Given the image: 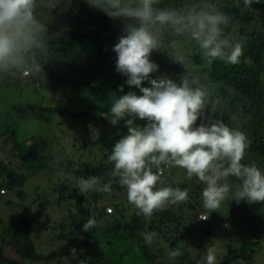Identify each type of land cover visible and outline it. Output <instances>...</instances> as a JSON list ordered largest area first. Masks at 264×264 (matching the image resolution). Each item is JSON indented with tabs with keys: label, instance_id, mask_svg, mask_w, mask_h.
I'll return each instance as SVG.
<instances>
[{
	"label": "clouds",
	"instance_id": "9594fccd",
	"mask_svg": "<svg viewBox=\"0 0 264 264\" xmlns=\"http://www.w3.org/2000/svg\"><path fill=\"white\" fill-rule=\"evenodd\" d=\"M63 2L0 0V76H27L42 69L40 59L49 41L62 33L50 35L48 23L40 18L38 10L46 5L52 11ZM85 2L123 24V35L113 48L116 71L127 77V85L137 88L140 95L129 91L112 102L111 124L116 126L123 120L127 128V134L115 142L107 157L106 162L113 165V179L105 183L96 175L71 173L66 178L75 183L80 193L110 192L113 183H119L127 190L128 202L145 218L189 199L188 188L165 186L168 167L182 168L188 177H196L204 185L201 199L205 212L199 217L202 221H207L209 213L216 211L230 194L237 203L264 202V170L255 162H242L251 143L247 135L222 119L207 118V122L198 123L206 110L216 113L220 100L213 99L209 87L187 69L184 57H172L186 69L178 82L168 75L152 78L158 65L151 60V54L166 46L168 35L187 36L209 63L220 59L238 64L244 45L226 31L233 18L211 0H185L180 6L162 4V0ZM260 2L243 0L246 8ZM145 82L150 87H144ZM89 128L90 139L97 141L99 130L91 125ZM230 177L239 183H230ZM67 203L76 214V201ZM95 223L91 215L83 230L89 231ZM142 235L147 244L157 236L155 232ZM72 251L75 255V249ZM181 255L178 248L168 253L173 260ZM205 260L206 264H216L215 248H206Z\"/></svg>",
	"mask_w": 264,
	"mask_h": 264
},
{
	"label": "trees",
	"instance_id": "16d2710c",
	"mask_svg": "<svg viewBox=\"0 0 264 264\" xmlns=\"http://www.w3.org/2000/svg\"><path fill=\"white\" fill-rule=\"evenodd\" d=\"M184 2L185 0H162V4L170 6H180ZM211 2L233 18V23L226 31L234 41L242 42L244 45V54L240 58V62L233 65L217 59L209 63L195 42L187 36L168 35L166 46L161 50L153 51L151 54V60L158 65V71L152 74V78L164 76L172 71L175 74L173 79L178 82L179 77L186 69L172 57L183 55L187 69L209 87L213 99L218 98L220 100V104L216 107V113L206 110V116L198 123L207 122V118L222 119L231 128L243 131L251 143L242 162L247 164L255 162L258 167L264 170V0H261L259 4L254 3L248 8L244 6L243 0H231L228 3H221L219 0H211ZM88 6L85 3V7H83L84 14L80 19V26L76 29L60 27L58 32L62 34L58 38L50 40L47 49L50 58L58 60L66 58L70 65L71 73L66 72L63 76L56 78L59 82L58 87L65 92L71 103L72 119L76 122L84 120L87 130L80 145L72 137L73 134L68 132L67 139L71 146L69 147L68 144L66 146L75 151L78 149V156L74 157L70 154L63 156L59 141L57 148L55 143L43 137L34 136L24 140V142L21 141V143L18 140L17 130L22 126L23 120H28L34 115L40 118L44 113L47 116L50 114L64 115L67 113L65 110L52 105H46V107L41 105L44 103L41 101V103L33 104L28 108H11V110L6 111L4 116L7 121L6 124L3 127L0 126V138L10 134L17 144L20 143L12 150V154L15 153L21 161L22 172L10 169L12 163L6 164L0 161L1 187L22 188L32 176L42 177L44 175L46 184L51 188L54 204L63 211L65 223L69 227V231L59 234L58 238L69 241V249L65 255H72V250L75 249V254L82 259L79 264H125L115 254L109 256L106 252L103 239L108 235L115 239H123L125 242L133 239L142 253L140 258L137 256V260H134L137 264L140 263V259L141 264H157L159 259L168 254L167 248L162 246L155 250L151 244L145 242L142 234L146 224L141 219L142 215L135 214L133 220L124 223L126 204H114L115 210L113 211L115 212L113 213H108L107 206H103L104 201L116 198L115 192L121 188L119 183L114 182L110 192L80 193L75 183L66 178L67 174L71 173L74 176L84 177L96 175L101 177L105 183L113 179L110 176L113 165L106 162L107 157L111 154L115 142L122 135L127 134V128L124 126L123 120L116 126L111 124L110 109L112 102L118 96L127 94L129 91L140 95L137 88L127 85V77L116 71V53L113 48L118 43L119 37L123 35V24L119 27H113L106 15H91ZM46 8V5L41 6L39 10ZM184 43H187L186 47L179 52ZM175 44L180 45L176 48L174 47ZM34 77L43 79V72L41 71ZM143 86L150 87L147 82ZM121 88H123V92L120 91ZM42 97L44 101L47 100L45 96ZM95 113L106 116L109 123L104 128L98 125L93 126L100 133L99 139L93 142L90 139V128L87 123L93 117L92 114ZM137 123L143 125L145 122L137 121ZM61 148L65 147L61 146ZM60 155L63 157H58ZM57 158H59L58 161ZM169 174L165 177L169 178L170 183H165V186L189 189V199L187 202H182L180 208L183 211L184 209L191 210L198 215L204 213L201 199L204 185L196 177H191L190 179L186 178L181 181L180 185L176 186L170 179L171 171ZM229 182L232 184L239 183L234 177H230ZM4 191L6 195L8 191L5 189ZM232 199L230 194L225 203H229ZM69 200L76 201V214L71 212V205L67 203ZM234 207L231 213L233 216L241 214L238 210L240 207L247 213L246 217L256 216L264 211V202L240 201L237 203L235 201ZM169 212L166 213L168 219H173L179 224L182 223L183 216L170 217ZM220 212L219 209H216V211L209 213L210 220L215 223L222 222L224 229L229 231L233 228V226L228 225V221L232 220V215L229 218L226 216L228 213L223 212L222 215ZM91 215L94 216L96 223L86 232L83 230V224L88 221ZM100 222L105 226H100ZM160 223V221L153 220L147 228L148 231L165 235L166 232ZM195 223L198 222L195 220ZM243 223L249 224V220ZM26 226L30 228L28 225ZM214 228L213 224L206 226L205 230L208 237L212 236ZM258 229L259 226L254 227L259 242H242L241 249H237L230 242L228 256L221 264L254 261L257 252L255 247L264 242V231ZM23 238L22 240L20 237L22 240L20 246L26 247L29 244L30 236L25 235ZM179 242V239L172 242V251L178 248ZM109 244L113 245L112 242ZM82 250L85 251L83 255H81ZM35 251L32 248L30 253L33 252L34 254ZM111 252H115V250H111ZM22 254L24 257L26 249ZM5 258L9 262H17L11 257H6L4 249L0 246V260ZM32 258L30 259L32 260ZM176 259L185 261L182 256ZM189 264H193V262L189 261Z\"/></svg>",
	"mask_w": 264,
	"mask_h": 264
},
{
	"label": "rangeland",
	"instance_id": "374dc122",
	"mask_svg": "<svg viewBox=\"0 0 264 264\" xmlns=\"http://www.w3.org/2000/svg\"><path fill=\"white\" fill-rule=\"evenodd\" d=\"M230 1L231 0H219L221 3H228ZM85 3V0H70V2L69 0H64L63 3L52 11L48 7L39 10L40 18L48 23L50 34L60 31V27L76 29L81 24L80 19L84 14L83 7H85ZM87 8L91 11V15L96 16L104 14L102 11L91 6ZM109 20L113 27L122 25L120 21ZM179 45L175 44L174 47L177 48ZM186 45L187 43H184L179 52H181ZM40 63L45 66L43 65L40 71L32 73L29 76H0V126L3 127L4 124H6L7 121L4 116L6 111L11 110V108H28L33 104L41 102H44L43 104L41 103V105L59 107L67 113L64 115L50 114L48 116L44 113L40 118L34 115L28 120H23L21 122L22 126L17 130L18 140L21 143V141L24 142V140L34 136L43 137L55 143L57 148L59 146V141L60 149L63 150V156L69 154L74 157L78 156V149L75 151L69 148L71 145L70 141L67 139V136H69L68 132L73 134L72 137L77 141L78 145H80L83 142L87 130L84 120L76 122L72 119L71 103L66 97L65 92L58 87L59 82L56 78L58 76H63L66 72L71 73L68 60L66 58L62 60L50 58L46 51L41 56ZM41 71L43 72V79L39 77L35 78L34 75L40 74ZM166 75L173 78L175 74L170 71ZM42 96H45L47 100L44 101ZM92 115L93 117L87 123L88 127L90 125H98L104 128L109 123L106 116L96 113ZM20 143L17 144L10 134L3 135L0 138V161L6 164L12 163L13 165H11L10 169H16L22 172L20 167L21 161L16 157L15 153L12 154V150ZM66 144H68L69 147H67ZM61 146L65 148L62 149ZM63 156L60 155L58 157L61 158ZM58 159L59 158H57V161ZM169 170L172 173L170 179L176 186L180 185L181 181H184L186 178L190 179L186 174V170L182 168L169 167ZM165 183H170L169 178L165 177ZM48 186L49 185L45 182L44 175H42V177H38V175L32 176L22 188L8 189L6 186L1 187L0 183V246L4 249L6 257H11L12 260L17 262L19 261V263L9 262L5 258L0 260V264H79L82 260L77 254L65 255L66 251L69 249V241L58 238V235L65 233V231L67 233L69 227L65 223L63 211L54 204L52 191ZM4 189L8 191L6 195L2 193ZM115 197V199L104 201L103 206H107L106 209L110 207L115 210L114 204H126L124 223L125 221L130 222L133 220L136 216L135 214H137V209L128 202L126 188H119V190L115 192ZM46 201H49V203H46ZM225 202H222L218 209L222 212H220L222 215L223 212L228 213L226 216L230 218L233 212L232 210L235 208V201L231 200L227 204ZM181 205V203L173 205L166 211L155 213L150 218L141 216V219L146 224L144 233L149 232L147 228L153 220L160 221V226H162L166 232L165 235L155 232L157 236L151 243L153 249L158 250L160 247L164 246L167 248L166 252L169 253L172 251V242L175 241V239L180 240L178 248L185 261L183 262L180 259H169L167 254L164 258L159 259L157 264H189V261H192L193 264H206L205 257L207 247L216 249V264H221L228 256V245L230 242H232L237 249H241L242 242H259L254 227L259 226L258 230L264 231V211L260 215L246 217L247 213L244 209L241 207L240 209L238 208L241 214H237L236 216L232 215V220L228 221V225L233 226V228L228 231V229H224L222 226L224 224L222 222H212L210 220V215L207 221L199 222L198 214L193 213L191 210L187 211V209L183 211V209L180 208ZM168 212L170 217L178 218L183 216L182 223L179 224L174 222L173 219H168ZM195 220L198 222L197 224ZM247 220H249V224H244L243 222ZM212 224L215 228L212 231V236L208 237L205 229L206 226ZM99 225L103 226L104 224L100 222ZM25 235L30 236V241L26 247H21L20 245ZM103 240L105 242L104 248L108 255L112 256L115 254V256L122 259L125 264H137L135 262L137 256L138 258L142 256V253L137 248L136 242L133 239L125 242L123 239H115L113 236L108 235L104 237ZM109 242H112L113 245H110ZM32 248L36 250L34 254L33 252H31L32 254L30 253ZM256 248L257 252L254 261H239L235 264H264V242H262L260 246L255 247V249ZM25 249L26 254L23 257L22 253ZM111 250H115V252H111ZM84 253L85 251L82 250L81 255ZM31 257H33L32 260L30 259ZM139 261V264H141V259Z\"/></svg>",
	"mask_w": 264,
	"mask_h": 264
},
{
	"label": "built area",
	"instance_id": "2783aa9c",
	"mask_svg": "<svg viewBox=\"0 0 264 264\" xmlns=\"http://www.w3.org/2000/svg\"><path fill=\"white\" fill-rule=\"evenodd\" d=\"M27 76H29V75H27ZM169 173H170V170H169V167H168V168L165 169V175H168ZM107 212L108 213H113V209L109 207V208H107ZM200 216H201V214L198 215V219H199ZM199 221L200 222H205V221H202L200 219H199Z\"/></svg>",
	"mask_w": 264,
	"mask_h": 264
}]
</instances>
